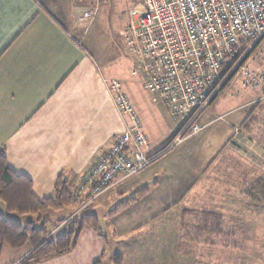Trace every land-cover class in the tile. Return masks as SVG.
<instances>
[{"label":"rangeland","instance_id":"374dc122","mask_svg":"<svg viewBox=\"0 0 264 264\" xmlns=\"http://www.w3.org/2000/svg\"><path fill=\"white\" fill-rule=\"evenodd\" d=\"M88 2L91 4V0L71 4L70 21L81 27V32L89 26L86 29L87 40L95 39L92 45L96 44L99 54L121 58L116 60L122 63L121 68L125 71L126 82L122 91L127 98L141 95L150 100L148 90L143 88L145 75L135 72L136 57L130 53L126 39L129 12L139 0H104L102 5L100 0L97 5L99 15L96 13L98 16L94 15L92 20L81 18V7ZM61 20L65 21L64 18ZM70 21L67 24L70 25ZM251 45L247 53L245 50L241 53L244 56L238 65L230 67L226 84L205 108L202 119L197 120L199 123L206 120L211 122L207 126L201 124V129L189 138L166 148L173 137L168 132L169 128L173 131L179 123L171 120L162 102H158L160 106L151 103L160 110L158 119L164 118V123L159 125L152 122L153 128L150 133L147 132L151 149H154L151 153L153 160L148 169L146 167L142 171L148 173L156 168L159 171L157 186L138 197L127 209H121L119 204L127 202L136 189L128 197L123 194H115L114 197L111 192L108 193L109 189L95 193L88 188L89 185L83 188L78 185L74 191L77 196L73 205L47 209L40 215L8 211L9 215L3 217H9L21 225L32 221L33 227L45 228L44 239H54L60 235H56V232L61 225L68 226L76 217L91 213L96 227L107 241L102 264H113L115 255L125 259L129 249L133 250L129 261L137 257L163 264L176 263L177 260L180 264H188L193 257L182 260L183 254L179 257L167 245L159 244H172L171 238L158 242L157 237L150 235L164 231L165 238L172 234L176 239L178 233L175 229L179 225L177 214L181 209L189 211L186 215L189 218L184 221L187 230L196 227L200 230L205 221L204 213H208L211 217L206 223L211 224L210 231L206 224L205 231L201 229L192 236L197 243L223 247L224 252L212 253L213 264H264V185L261 181L264 178V80L256 87L242 85L244 69L255 72L264 70V36L256 41L247 40L243 47L247 49ZM127 120L131 126L132 121ZM143 128L146 132L145 125ZM195 182L196 188L188 191ZM179 197L184 199L179 202ZM57 217L61 219L57 220ZM62 231L63 228L59 232ZM201 232H205L204 236ZM181 234H184L182 228ZM184 241L189 244L187 236ZM28 243L31 249L25 257L32 250V244ZM140 244L146 246L141 247Z\"/></svg>","mask_w":264,"mask_h":264},{"label":"crops","instance_id":"0c3cea01","mask_svg":"<svg viewBox=\"0 0 264 264\" xmlns=\"http://www.w3.org/2000/svg\"><path fill=\"white\" fill-rule=\"evenodd\" d=\"M79 1L0 0V149L8 167L30 179L32 192L37 198L53 195L59 174L75 190L94 158L128 125V117H121L110 94L111 80H118L121 89L126 82L122 63L116 60L121 58L99 54L96 44L92 45L95 39L87 40L86 29L89 26L81 32V27L70 21L71 4L76 5ZM103 3L104 0L101 5ZM149 95L150 100L141 95L128 98L141 126L146 127V136L153 128L152 122L164 123V118L158 119L160 110L151 105L150 92ZM153 104L160 106L159 103ZM210 122L206 120L199 124L207 126ZM178 127L179 124L173 131L169 128L168 132L173 136ZM151 145L149 141L147 154L154 150ZM220 154H216L214 159L217 160ZM144 168L117 181L108 193L114 197L115 194L128 197L137 188L146 187L147 192L150 188L155 189L159 171L155 168L145 173L142 171ZM192 184L188 191L196 188L197 182ZM184 197H179V202ZM183 210L177 214L176 239L172 234L165 238L164 231L154 232L150 237H157L158 242L171 238L172 244H159L167 245L179 257L183 254L182 260L193 257L188 264H213L212 253L225 250L194 241L184 227L189 211ZM8 213L5 204H0V214ZM61 226L62 232L71 228V224ZM180 226L184 234H181ZM59 231L56 235L62 233ZM100 233L98 227L94 230L92 226L84 225L72 250L43 258L36 264H102L107 241ZM186 236L190 245L182 242ZM30 249L28 242L17 248L4 244L0 251V264H20ZM132 252L131 249L127 251V257L122 258L123 264H163L137 257L129 261ZM197 254L202 260H197ZM170 264L180 262L171 261Z\"/></svg>","mask_w":264,"mask_h":264},{"label":"built area","instance_id":"2783aa9c","mask_svg":"<svg viewBox=\"0 0 264 264\" xmlns=\"http://www.w3.org/2000/svg\"><path fill=\"white\" fill-rule=\"evenodd\" d=\"M100 0L82 6V19L92 20ZM126 37L136 57L135 72L145 75L151 101L162 102L179 123L171 144L201 129L197 121L226 84L228 70L252 47L247 40L264 36V0H139L129 12ZM264 70L244 69L242 85L256 87ZM110 94L120 114L132 125L118 133L93 160L80 182L100 193L146 167L149 141L133 105L118 80ZM77 196V195H76Z\"/></svg>","mask_w":264,"mask_h":264},{"label":"trees","instance_id":"16d2710c","mask_svg":"<svg viewBox=\"0 0 264 264\" xmlns=\"http://www.w3.org/2000/svg\"><path fill=\"white\" fill-rule=\"evenodd\" d=\"M214 99H212L211 103ZM171 140L166 144V148L171 144ZM163 150L164 149L161 151ZM261 181L264 185V178H261ZM31 186L32 184L29 178L14 173L8 167L6 158L0 149V201L5 204L8 211L16 212L21 215L34 213H38L40 215V213H44L47 209H57L63 206L66 207L73 205L76 202V195H74L75 190L71 189L62 174H59L56 177L54 183V193L51 196L37 198L33 194ZM139 191H141V194ZM146 191L147 189L145 188L136 190L135 194L132 195L127 202H123L119 204V206L121 209H124L132 201H136L138 197L140 198L143 196ZM204 214H206V216L204 215L205 221L203 222V225H201L202 230H204L206 224L208 223L206 220L209 221L211 217L208 213ZM217 222L219 223V219ZM95 224L96 221H94L93 214L84 213L79 218L76 217L72 220L71 228L69 230L62 232L54 239H44L43 236L46 234L44 232V227H33L32 221H28L25 225H21L17 222L11 221V219L7 217H3L0 214V251L4 244H7L12 248H17L25 242H30L32 244V250L20 264H36L43 258L59 255L72 250L77 243L78 235L82 227L84 225H90L94 228V230H96L97 227ZM207 226L210 231L211 224H207ZM188 230L190 236H192V234L194 236V234L196 235L200 232L198 227ZM201 233L204 236L205 232ZM113 262V264H123L122 259L119 256H114Z\"/></svg>","mask_w":264,"mask_h":264}]
</instances>
